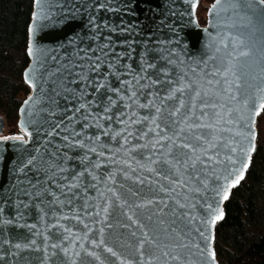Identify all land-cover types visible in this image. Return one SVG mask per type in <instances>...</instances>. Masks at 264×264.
Listing matches in <instances>:
<instances>
[{
    "label": "water",
    "instance_id": "95a60500",
    "mask_svg": "<svg viewBox=\"0 0 264 264\" xmlns=\"http://www.w3.org/2000/svg\"><path fill=\"white\" fill-rule=\"evenodd\" d=\"M196 3L197 0H40L38 4L37 0H33L25 52L28 63L22 72V79L29 88V93L18 108L16 123L18 135L21 134L24 138H0V264H72V260H75V264H135L139 253L135 250V238L131 236V232L139 230L135 226H119L131 224L126 215H120V208L109 209L107 220L117 225L113 228L98 222L105 219L102 211L100 217L85 215L82 207L85 202L89 205L88 212L98 210L95 206L103 203L97 188L91 187L96 184L92 176L85 172L84 176L75 182L76 187H61L69 183L62 177L71 176L73 170H83L84 164L79 157L85 151L79 147L73 149L65 146L66 141L62 137L68 135V132L62 129L65 124H69L79 130L81 122L68 118L73 114L78 118L82 117L86 109L75 112L79 103L98 99L100 95L87 96L81 100L74 91H68L67 89L83 87V83L69 85L70 77L65 65L90 63L83 59L85 51L91 49L88 55L95 56L103 49L109 55L102 57L105 63L100 72L113 73L107 76V84L101 89V93H104L107 92L109 84L112 87H127L121 85L120 81L132 80L133 72L146 68L143 61L155 64L154 68H147L144 74L162 82L145 88L140 94L139 102L154 100L162 109H170L179 105L180 93H176L172 99L162 101L161 97L167 94L170 87L165 81H175L185 73L192 77L191 70L195 68L199 72L205 61L208 62V68L218 63L210 57L215 55L214 41L218 34L223 32L242 37L245 44L252 49V55L237 62L243 66L239 69L243 77L242 83L246 81L251 84L253 91L256 85L264 84V80L260 79L264 77V72H261V64H264V61L256 51L264 45V4H260L259 0H243L234 12L230 0H221L213 15L214 0L206 10L205 25L201 27L194 16ZM225 22L229 25L226 28L223 27ZM105 44L108 45L107 48H104ZM30 47L33 50L32 55L29 54ZM108 61L115 64V69L107 67ZM129 65L131 72L123 76L117 75L118 72L127 71ZM160 69H164L168 76L159 71ZM93 75L95 73H89L90 78ZM254 76L255 80L252 79ZM141 83L151 85V80H142ZM158 89L162 90L159 96L156 95ZM87 91L92 92L93 89L88 88ZM107 95H112L117 101L107 115L116 113L124 103H132L121 100L114 92H107ZM237 95L240 99L239 93ZM222 100H227V97H222ZM132 110L123 109L128 114ZM93 111L96 109L93 108ZM135 111L140 116L156 115L153 107L135 106ZM163 115L166 117L167 112L164 111ZM124 119H127V116ZM255 119L256 115L246 112L241 124L247 125L244 131L251 129L256 137ZM82 122L89 124V127L84 129L87 134L100 131L92 126L91 120ZM101 123L105 126L111 123L113 135L117 131L122 132L115 140L101 134V143L108 141L116 147L118 143L123 142L122 136L127 134V130L135 133L139 129H146V125L151 122L126 126L105 119ZM157 123H160V120H157ZM3 127L0 118V134ZM149 136L154 134L149 133ZM225 138L227 139V136ZM143 143L145 140L131 138L132 145ZM254 143L255 138L244 139L245 148ZM63 153L76 159L63 157ZM105 153L106 157L112 155L106 150ZM141 153L147 155L148 150L137 148L129 155L139 157ZM88 155L93 160L98 159L94 153ZM237 156L236 167L240 168L247 157L242 153ZM125 159L123 153L116 156L118 163L115 165L107 159H102V166L93 168L92 171L97 176L114 172L116 184L109 181V186L116 188L129 203L147 200L153 192L158 196L163 195L158 192L159 186L167 185L168 181L161 180L155 172L149 170L158 169L161 165L127 160L131 168L126 169L128 178H125L121 170ZM61 160H66L64 167L67 171H57L54 177L50 165ZM141 164L144 165L143 168L140 167ZM133 168L136 169L135 172L132 171ZM137 176L144 180L143 184L137 182ZM119 185L123 187H118ZM208 185V190L200 192L198 197H193L194 207L189 203L191 214L197 219L190 224L186 242L194 245L192 251L196 254L191 259L196 264H216L211 255L214 224L212 215L204 210L203 202L206 197L210 198L208 202L222 211L223 187L219 195L212 198L211 188L215 185L213 178H209ZM98 188L103 191L104 185L101 183ZM73 193L76 194L75 197L72 196ZM151 207L132 209L131 211L136 213L133 218L147 223ZM169 207H173L171 201ZM189 208H180L178 212H187ZM123 211L131 214L127 208ZM85 223L89 224V229H84ZM101 228L104 229L103 235L100 234ZM65 229H71V232ZM93 240L100 246L93 247ZM101 240L104 241L103 244H100ZM16 244H21L22 247L18 249ZM52 244L61 247L52 248ZM195 245H199V249L195 248ZM106 247H112L117 255L113 257L104 250ZM62 248L68 250L67 255ZM86 250L94 252L99 259L87 255ZM187 251L184 249L183 254L187 255Z\"/></svg>",
    "mask_w": 264,
    "mask_h": 264
},
{
    "label": "snow or ice",
    "instance_id": "6c2138e0",
    "mask_svg": "<svg viewBox=\"0 0 264 264\" xmlns=\"http://www.w3.org/2000/svg\"><path fill=\"white\" fill-rule=\"evenodd\" d=\"M242 2L243 0H230V6L234 12ZM37 3L39 4L40 0H37ZM259 3L264 4V0H259ZM220 4L221 0H215L212 5L213 15ZM228 26L227 22L223 25L225 28ZM214 43L216 44L214 48L215 55L211 56L210 59L218 61V63H214L211 68H208V62L205 61L204 67L199 72L195 68L191 70L192 77H188L185 73L175 81L172 79L165 81L170 87L167 89V94L161 97L162 101L172 99L176 96V93H180L179 105L170 109H162L156 105L154 100H148L147 103L139 102L140 94L145 88L162 82L159 79H151L150 76L144 74L147 68H154L155 64L143 61L146 68L133 72L132 80L120 81L121 85L127 86L125 88L108 85L107 92H114L121 100L132 102L130 104L124 103L121 109L112 115H107V113L111 112L117 101L112 95H107V92L101 93V89H104L107 84V76L113 74L111 72H100L101 66L105 63L102 57L109 54L101 49L99 54L91 56L88 55V52L92 51L89 49L85 51L83 59L90 61V63L65 65V70L68 77H70L68 84L83 83V87L75 90L67 89L68 91H74L81 100H84L87 96L100 95L98 99L84 100V102L79 103V107L75 108V112L86 109L82 117L78 118L73 114L72 117L68 118L69 120L81 122L79 130L69 124H65L62 129V131L68 132V135L62 137L66 141L65 146L73 149L79 147L85 151L79 157L81 163L84 164L83 170H73L71 176L62 177L69 183L61 187H68L69 189L76 187L75 182H78L85 172L92 176L96 184H92L91 187L97 188L103 203L95 206L98 210L88 212L89 205L85 202L82 206L85 215L100 217L102 211L105 219L98 222L106 223L107 227L113 228L117 225L107 220L109 209L120 208V215H126L131 224L119 226L129 228L135 226L139 230L131 232V236L135 238V250L139 253V258L135 261V264H196L191 259L196 254L192 251L194 245L186 242L190 224L197 219L195 215L191 214L189 203L191 202L194 207L193 197H198L200 192L209 189V178H213L215 181L214 187L211 188L212 198L219 195L221 187H223L221 199L227 200L230 189L236 187L244 179L245 171L249 167L251 153L254 151L255 146L250 144L245 148L244 139H254L255 135L251 129L244 131L243 129L247 125H242L241 121L244 120L246 112H252L258 116L260 111H264V84L256 85L253 91L251 84L246 81L242 83L243 77L239 69L243 66L238 65L237 62L241 58H247L253 54L252 49L245 44L242 37L221 32ZM107 47L108 45L105 44L104 48ZM256 51L259 53L260 59L264 61V45ZM29 54H33L31 47L29 48ZM169 62L173 63V61ZM107 67L115 69V64L108 61ZM131 71L132 68L129 65L127 71L118 72L117 75H127ZM159 71H163L164 75L168 76L164 69ZM261 72H264V64H261ZM89 73H95V75L90 78ZM252 79L255 80L256 77L254 76ZM260 79L264 80V77H260ZM142 80H151V85L141 83ZM88 88H92L93 91L88 92ZM160 91L162 90H157V96H159ZM238 93L240 99H238ZM148 95H152V93H148ZM185 96H187V100H185ZM222 97H227V100H222ZM135 106L139 108L153 107L156 115L140 116L135 111ZM93 108L96 111H93ZM127 108L133 109L130 114L123 111ZM182 109L183 114L181 115ZM164 111L167 112L166 117L163 115ZM126 116L127 119H124ZM105 119L126 126L145 121L151 123L146 125V129H139L135 133L132 130H127V134L122 136L123 142L113 147L108 141L100 142L101 134L109 136L110 140H115L117 136L122 135V132L117 131L113 135L112 124L105 126L101 123ZM89 120L93 122L92 126L97 127L100 131L91 135L84 132L89 124L82 121ZM157 120H160V123H157ZM149 133H153L154 136L150 137ZM77 137H80V139H77ZM133 137L136 140H145V143L132 145L131 138ZM14 138L20 139L21 137ZM126 145H131V147H126ZM137 148L148 150V154L141 153L139 157L129 155ZM105 150L112 155L106 157ZM89 153L96 154L98 159H91ZM121 153L126 157L121 165L125 178H128L126 169L131 168V165L127 164V160H136L137 163L147 161L151 165H161L158 169L152 168L149 170L155 172L161 180L168 181L167 185L159 186L158 192L163 193V195L158 196L153 192L147 200H142L140 203H129L118 193L116 188L109 186V181L114 185L116 184L114 172H106L101 176L94 174L92 169L100 168L102 159H107L109 163L115 165L118 163L116 156ZM238 153H242L247 157L240 168L236 167ZM61 155L68 159H76V157H68L67 153ZM65 163L66 160H61L59 163L50 165V171L54 177L57 171H67L64 167ZM140 167L143 168L144 165L141 164ZM132 171L135 172L136 169L133 168ZM136 179L137 182L144 183V180L140 179L139 176ZM101 183L104 185L103 191L98 188ZM118 187L122 188L123 185ZM86 188L87 185L85 190ZM65 195L68 194L65 193ZM75 195V193L72 194L73 197ZM133 195L140 194L133 193ZM209 199L207 197L204 199L203 208L212 215V223L215 224L216 221L222 219L224 214L223 211L209 203ZM169 201L173 204L171 208L169 207ZM149 206L152 207L150 214L147 215V223L133 218L136 213L132 212V209ZM124 208L129 209L131 214L125 213ZM180 208H189V210L178 212ZM166 209L167 211H165ZM53 226L55 227V225ZM84 229H89L88 223L84 224ZM196 230L200 231V229ZM65 231L71 232V229H65ZM103 231L104 229L101 228V235H103ZM32 243L34 244L35 241H32ZM91 243L93 247L100 246L95 240ZM103 243L104 241L101 240L100 244ZM15 247L19 249L22 245L16 244ZM23 247H27V245H23ZM51 247L58 248L61 245L52 244ZM195 248L199 249V245H195ZM184 249L188 250L187 255L183 254ZM104 250L113 257L117 255L112 247H106ZM62 251L67 255L68 250L66 248H62ZM86 253L89 256H95L94 252L86 250ZM75 255L78 256L79 253H75ZM211 255L214 260V253H211ZM95 258L99 259L98 256H95ZM72 264H75V260H72Z\"/></svg>",
    "mask_w": 264,
    "mask_h": 264
},
{
    "label": "trees",
    "instance_id": "16d2710c",
    "mask_svg": "<svg viewBox=\"0 0 264 264\" xmlns=\"http://www.w3.org/2000/svg\"><path fill=\"white\" fill-rule=\"evenodd\" d=\"M214 0H197L195 20L205 25ZM33 0H0V118L3 138L17 136V111L29 88L22 79L27 66V27ZM255 143L244 179L223 201L222 219L213 226L216 264H264V111L255 119ZM4 129L6 133H4ZM1 136V135H0Z\"/></svg>",
    "mask_w": 264,
    "mask_h": 264
},
{
    "label": "rangeland",
    "instance_id": "374dc122",
    "mask_svg": "<svg viewBox=\"0 0 264 264\" xmlns=\"http://www.w3.org/2000/svg\"><path fill=\"white\" fill-rule=\"evenodd\" d=\"M4 128V127H3ZM4 133H6V131H5V129H4ZM1 136H0V138H3V136H2V134H0ZM18 136V135H17ZM17 136H15V137H17Z\"/></svg>",
    "mask_w": 264,
    "mask_h": 264
}]
</instances>
